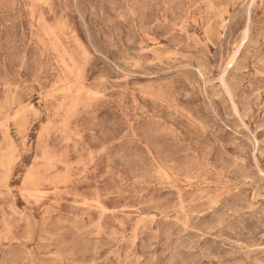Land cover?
Listing matches in <instances>:
<instances>
[{"label": "rangeland", "instance_id": "374dc122", "mask_svg": "<svg viewBox=\"0 0 264 264\" xmlns=\"http://www.w3.org/2000/svg\"><path fill=\"white\" fill-rule=\"evenodd\" d=\"M263 188L264 0H0V264H264Z\"/></svg>", "mask_w": 264, "mask_h": 264}, {"label": "bare ground", "instance_id": "6f19581e", "mask_svg": "<svg viewBox=\"0 0 264 264\" xmlns=\"http://www.w3.org/2000/svg\"><path fill=\"white\" fill-rule=\"evenodd\" d=\"M253 3V2H252ZM214 8V7H213ZM250 9V8H249ZM214 10V9H213ZM251 17V16H250ZM227 29V28H226ZM246 31H248L247 29H246ZM245 36V35H244ZM245 38H247V37H244V39ZM245 44V43H244ZM254 44V43H253ZM248 45V44H247ZM242 46V45H241ZM258 46V45H257ZM243 47H244V45H243ZM252 50V49H251ZM240 51V50H239ZM256 51V50H255ZM249 52V51H248ZM250 55V54H249ZM233 60H234V58H233ZM232 60V61H233ZM258 61V60H257ZM260 63V62H259ZM232 64V63H231ZM230 67H231V65H230ZM229 71V70H228ZM244 71H246V70H244ZM225 74V73H224ZM223 74V75H224ZM201 76V75H200ZM206 77V76H205ZM223 77H226V76H223ZM259 82V81H258ZM220 86V85H219ZM231 93V92H230ZM227 94V93H226ZM261 94V93H260ZM245 95V94H244ZM229 96V95H228ZM262 96V95H261ZM230 98V97H229ZM231 99V98H230ZM233 99V98H232ZM232 99H231V101H232ZM235 103V102H234ZM233 104V103H232ZM237 106V105H236ZM234 107V106H233ZM32 109V108H31ZM238 109V108H237ZM237 109H236V111H237ZM235 110V109H234ZM235 111V112H236ZM239 111V110H238ZM236 114V113H235ZM239 115H240V113H238ZM243 115V114H242ZM238 116V115H237ZM15 118V117H14ZM241 118V117H240ZM245 118V117H244ZM250 122V121H249ZM244 125V124H243ZM228 127V126H227ZM244 127H246L245 125H244ZM229 128V127H228ZM20 135V134H19ZM239 136H241V135H239ZM243 137V136H242ZM26 141V140H25ZM258 146V145H257ZM17 150V149H16ZM15 151V150H14ZM256 152V151H255ZM12 153V152H11ZM14 154V153H13ZM15 158V157H14ZM57 158V157H56ZM58 159V158H57ZM14 160V159H13ZM17 160V159H16ZM19 160V159H18ZM54 160V159H53ZM52 160V161H53ZM256 161V160H255ZM55 162H57V161H55ZM60 162V161H59ZM256 163V162H255ZM50 167V166H49ZM55 168V167H54ZM260 170V169H259ZM261 171V170H260ZM166 175V174H165ZM63 177V176H62ZM166 177H167V175H166ZM65 178V177H64ZM58 180H59V178H57ZM169 180V179H168ZM192 181H194V180H192ZM36 182V181H35ZM50 182V181H49ZM37 183V182H36ZM36 188H38V187H36ZM40 188V187H39ZM264 189V188H263ZM38 192V191H37ZM40 192V191H39ZM38 192V193H39ZM45 191H42V193H44ZM39 194H41V192L39 193ZM34 198V197H33ZM36 198V197H35ZM213 203H215V202H213ZM181 206V205H180ZM182 207H183V202H182ZM182 207H181V209H182ZM184 210V209H183ZM230 212V211H229ZM188 218V217H187ZM11 228V227H10ZM254 249V248H253ZM31 256V255H30ZM54 256V255H53ZM94 263V262H93Z\"/></svg>", "mask_w": 264, "mask_h": 264}]
</instances>
